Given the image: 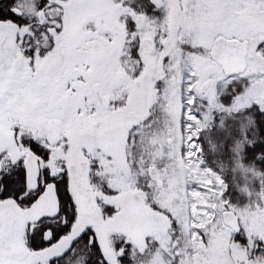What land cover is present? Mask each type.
Wrapping results in <instances>:
<instances>
[{
	"label": "snow or ice",
	"instance_id": "6c2138e0",
	"mask_svg": "<svg viewBox=\"0 0 264 264\" xmlns=\"http://www.w3.org/2000/svg\"><path fill=\"white\" fill-rule=\"evenodd\" d=\"M0 264H264V0H0Z\"/></svg>",
	"mask_w": 264,
	"mask_h": 264
}]
</instances>
